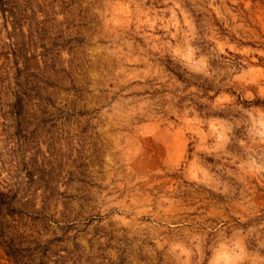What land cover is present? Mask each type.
I'll return each instance as SVG.
<instances>
[{"label": "rangeland", "instance_id": "obj_1", "mask_svg": "<svg viewBox=\"0 0 264 264\" xmlns=\"http://www.w3.org/2000/svg\"><path fill=\"white\" fill-rule=\"evenodd\" d=\"M179 2L0 0V264H264V155L185 130L264 112V0ZM173 18L241 79L178 69Z\"/></svg>", "mask_w": 264, "mask_h": 264}, {"label": "clouds", "instance_id": "obj_2", "mask_svg": "<svg viewBox=\"0 0 264 264\" xmlns=\"http://www.w3.org/2000/svg\"><path fill=\"white\" fill-rule=\"evenodd\" d=\"M237 0H232V3H236ZM172 3L176 8H180L179 0H172ZM185 25L184 28L179 27V21L173 18V26L177 27V32L173 34V40L175 43L164 42L165 46L169 47L173 55L177 58V68L186 72L188 76L192 79H201L204 81H215L217 82V87H220L221 78H224V87L233 81L241 79L240 76L236 75L234 69L224 66L223 62L220 61L221 54L227 56L225 52L226 47H230L226 41H220L215 35L205 36L206 40L213 41L214 47L205 54L201 51V47H196L194 41L198 39L195 34V25L188 18L183 21ZM234 51L237 49L233 48ZM196 52L195 59H192V52ZM182 61V63H181ZM176 87H178L181 92L184 91L185 85L177 82ZM188 92L190 94H198V88H189ZM251 97V93L248 94ZM253 100L255 97H251ZM224 99V97H221ZM227 99H231L228 97ZM190 110V109H189ZM249 120H231L227 118V113L223 114L221 119H213L211 122L208 120H186L185 130L194 131L195 137L192 143L195 145V151L193 153V159L195 161H200L201 157L204 158L205 167L209 166L208 158H213L214 161H223L225 163H234L235 152L237 150H249V141L255 145L256 152L250 153L255 155V159L251 162L256 164V160L260 159L261 155H264V112L258 113L257 116H253V113H247ZM251 123L253 127L257 124L261 126V131L256 137H241L234 133V129L240 127L241 124ZM207 124L209 131L205 133L201 125ZM198 138V139H197ZM232 150H229V149ZM257 153L259 155H257ZM235 157V158H234ZM261 164H256L257 170L264 171V167ZM179 246L176 247V250Z\"/></svg>", "mask_w": 264, "mask_h": 264}]
</instances>
